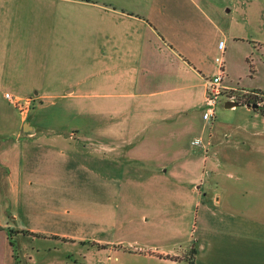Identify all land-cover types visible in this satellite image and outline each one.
<instances>
[{"label": "crops", "instance_id": "obj_1", "mask_svg": "<svg viewBox=\"0 0 264 264\" xmlns=\"http://www.w3.org/2000/svg\"><path fill=\"white\" fill-rule=\"evenodd\" d=\"M247 24L256 25V33L245 34ZM41 27L43 36L36 32ZM219 54L227 90L248 93L251 101L264 93V0H0V88L39 87L34 78L42 65V86L70 87L52 97H79L84 105L80 120L95 123L46 130L22 113L18 120L13 110L0 111V121L12 120L9 126L0 122L7 126L0 165L14 174L12 163L23 160L19 148L26 136L35 149L48 146L49 154L60 149L59 156H67L64 164L72 159L85 167L88 161L94 164L97 179L112 185L109 190L118 182L120 164L160 172L168 166L163 172L172 173L184 190L177 197H190L198 207L206 199L214 215L246 213L253 206L249 196L257 197L249 184L253 179L229 169L255 167L256 151H264V129L257 119L264 115L240 103L251 122H233L231 115L225 123L204 119L207 79L219 71ZM225 107L233 111L237 106ZM186 129L193 132L188 148L184 143L169 150L164 139L169 131L177 135ZM197 137L207 142L193 144ZM232 149L242 161L224 155ZM167 151L177 154L168 160ZM182 169L190 176L180 175ZM8 240L0 226V264ZM236 245L245 251L244 242ZM254 259L240 257L232 264H255Z\"/></svg>", "mask_w": 264, "mask_h": 264}, {"label": "rangeland", "instance_id": "obj_2", "mask_svg": "<svg viewBox=\"0 0 264 264\" xmlns=\"http://www.w3.org/2000/svg\"><path fill=\"white\" fill-rule=\"evenodd\" d=\"M44 30L41 27L36 32L40 31L39 35L43 36ZM244 30L248 35L256 33V25L247 24ZM43 69L41 65L38 77L34 78L39 87L0 88V111L13 110L18 120L22 113L28 121L34 120L46 130L64 131L75 125L91 124L94 127V120L91 124L80 120V108L84 105H80L79 97L72 100L52 97L70 87L42 86ZM5 91L13 99L5 98ZM244 94L237 90L235 93L223 91L216 110L219 121L227 122L228 115L232 121L235 117L233 122L252 121L244 106L239 105L233 111L225 107L231 98L244 103ZM262 99L255 98L252 103ZM258 107L254 109L261 114L263 107ZM257 121L264 129V116H259ZM0 122L9 126L12 120L6 116ZM125 124L133 126L134 123L125 120ZM7 126H0L2 140ZM175 132L169 131L164 138L168 149L184 143L188 148L193 132L187 133V129L177 135ZM22 139L24 144L19 149L23 160L12 163L14 174L10 175L0 165V226L9 238L2 264H195L196 256L197 264H232L245 256L255 258V264H264V151H256L260 159L254 168L229 169L234 174L244 171L253 179L249 184L255 185L257 197L248 198L253 206L244 214L220 210L214 215L206 199L198 207L191 203L190 197H177L184 190L172 173L163 172L168 166L160 172L141 164L127 170L120 164L119 169H114L116 173L119 171V179L112 191L108 188L111 184L97 179L95 165L89 161L88 167L74 159L64 164L67 156L58 154L62 143H56L60 151L55 149L49 154L48 146L35 149L31 139L26 136ZM19 149H14L16 156ZM176 154L167 151L166 157L171 160ZM156 155L160 157L159 153ZM224 155L242 161L235 149ZM15 163L21 169H16ZM179 174L190 176V170L182 169ZM10 178L15 186L7 180ZM237 242L246 244L245 251L237 248ZM220 251L223 254L218 256Z\"/></svg>", "mask_w": 264, "mask_h": 264}, {"label": "built area", "instance_id": "obj_3", "mask_svg": "<svg viewBox=\"0 0 264 264\" xmlns=\"http://www.w3.org/2000/svg\"><path fill=\"white\" fill-rule=\"evenodd\" d=\"M216 61L219 64V71L213 77L207 79L206 84V101L203 117L208 122L215 120L217 106L222 97L223 91H228L223 86V79L226 75L223 54H219L216 57ZM229 91L235 93V89H230ZM6 97L13 99V96L8 92L6 93ZM231 101H235V98H231ZM193 144L203 145V139L201 137H197L193 140Z\"/></svg>", "mask_w": 264, "mask_h": 264}, {"label": "trees", "instance_id": "obj_4", "mask_svg": "<svg viewBox=\"0 0 264 264\" xmlns=\"http://www.w3.org/2000/svg\"><path fill=\"white\" fill-rule=\"evenodd\" d=\"M243 96L245 97V101L242 104H247V105L250 104V103L252 104V101L248 98L247 94H244ZM262 97H263V99H262L263 101L262 102H264V93L263 92L260 93V97L258 96V98H262ZM261 107H263V110H262L263 112L262 113L264 114V103H263V105ZM194 251H195V249H194ZM190 264H193V262H191Z\"/></svg>", "mask_w": 264, "mask_h": 264}, {"label": "water", "instance_id": "obj_5", "mask_svg": "<svg viewBox=\"0 0 264 264\" xmlns=\"http://www.w3.org/2000/svg\"><path fill=\"white\" fill-rule=\"evenodd\" d=\"M239 105H240L239 102H235V101H227V103H226L227 107H234V106H239ZM248 106L255 108V107H258L259 104L258 103H252V104L250 103V104H248Z\"/></svg>", "mask_w": 264, "mask_h": 264}]
</instances>
